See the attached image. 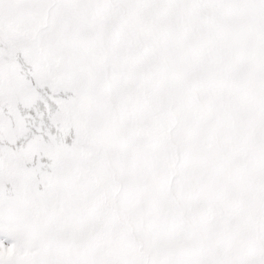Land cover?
<instances>
[{"label":"snow or ice","instance_id":"1","mask_svg":"<svg viewBox=\"0 0 264 264\" xmlns=\"http://www.w3.org/2000/svg\"><path fill=\"white\" fill-rule=\"evenodd\" d=\"M0 264H264V0H0Z\"/></svg>","mask_w":264,"mask_h":264}]
</instances>
